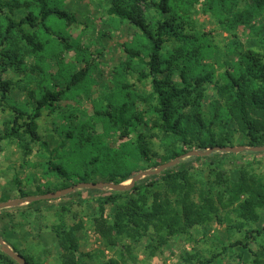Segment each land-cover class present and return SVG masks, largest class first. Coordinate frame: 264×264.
<instances>
[{"label": "trees", "instance_id": "obj_1", "mask_svg": "<svg viewBox=\"0 0 264 264\" xmlns=\"http://www.w3.org/2000/svg\"><path fill=\"white\" fill-rule=\"evenodd\" d=\"M198 1L107 0L106 14L109 18L126 21L140 32L139 45L126 48V52L130 60L135 59L134 70H137L138 80L147 81L149 90L131 92L128 89L133 85L122 82L118 88L123 90L124 96L116 101L113 95L100 98L94 104V113L89 120L77 119L78 115L72 113H58L66 124L59 130L61 142L55 148H50L49 141L39 133L38 120L43 113L57 111L60 99L73 94L83 84L89 66L62 76L64 86L58 89L56 80L59 74L48 73L41 64L39 68H28L24 56L44 52L45 43L38 34H42L40 28L44 33L55 34L52 26L46 24L49 16L64 20L66 26L76 22V17L63 8L61 0H0V109L7 108L11 112V119L3 123L0 140L17 143L24 157L21 166L45 168L43 176L52 174L59 178L61 188L75 184V175L78 178L76 183L96 182L94 179L98 180V175L105 182L119 184L134 176L131 170L133 163H145L153 155L163 164L189 151L233 146V140L237 138L247 146H264V39H261L258 47L245 51L238 50L234 41L230 43L224 54L227 59L222 63L224 71L216 78L214 67L202 63L210 49L206 35L196 31L182 32L188 24L186 11ZM219 1L218 5L215 0H210L209 8L214 11L219 9L224 19L220 20V24L226 26L230 22L231 27L250 23L264 7V0H252L253 10L234 12L238 0H233L230 4L232 7L228 8H220L226 0ZM21 8L26 11L22 17L16 18L11 14L12 10ZM58 37L64 49L72 47L65 43V37ZM173 38L178 42L167 50L165 46ZM236 53L239 61H230ZM124 63L125 67H131L130 62ZM9 71L23 75L18 82L23 81L25 85L18 87L27 92L24 105L12 102L11 93L15 86L12 79L4 75ZM31 82H36V90L29 88ZM212 84L215 97L207 103V88ZM137 103L141 108L137 107ZM25 105L28 108H24ZM92 121L102 123L103 134L92 136L85 132L86 127H93ZM148 124L162 138L173 143L171 148L166 147L164 154L152 151L141 133L140 127ZM110 131L120 140L130 135L135 139L129 145L120 143L117 151L103 139ZM34 145H38L36 152L39 153L41 149L42 153L48 154L45 164L30 163L26 159L32 154ZM64 147H67L69 154L75 153L73 155L81 158L80 164L86 169L83 174L72 171L69 164L59 160L61 156L56 153L57 148ZM219 152L215 150L211 154ZM245 152L256 153L251 150ZM86 156L88 158L84 161ZM203 157L209 156L206 154ZM187 161L188 158L180 159L159 173L143 177L140 183L136 181L131 188L122 192L104 188L112 192L100 196V205L110 204L114 212L110 217L101 214L93 219L94 230L102 241L108 246L121 247L120 236L123 233L138 240L150 225L158 227L162 223L168 236L201 226L211 219V214L218 217L216 211L219 206L225 205V196L229 200L228 205L237 203L239 214L245 220L253 223L261 216L260 210L264 211V176H247L241 171L239 177L231 181L224 177V172L218 171L217 194L213 196L208 191L200 190L195 199ZM15 180L17 183L18 179ZM40 187L38 181L37 189L31 194L18 187L17 197L36 196L53 190ZM85 190L96 189L80 188L69 194H80ZM244 194L246 196L241 201L240 197ZM3 201L5 199H0V202ZM34 203L30 201L25 204L30 207ZM6 209L1 208L0 213ZM81 227V223L67 227L60 214V223L54 227V232L61 250V264H85L79 259L77 233ZM238 228L242 229L243 224H239ZM17 233L13 224L0 225V238L27 264H37L31 255L17 250L14 240L15 236L18 237ZM258 239L260 250L253 251L250 244L257 243ZM263 240L264 218L261 226L244 229L243 237L229 246L246 251L250 256L249 264H264L261 253V249L264 251ZM0 256L8 264H18L1 246ZM213 261L211 257L197 264H212Z\"/></svg>", "mask_w": 264, "mask_h": 264}, {"label": "rangeland", "instance_id": "obj_2", "mask_svg": "<svg viewBox=\"0 0 264 264\" xmlns=\"http://www.w3.org/2000/svg\"><path fill=\"white\" fill-rule=\"evenodd\" d=\"M209 1L199 0L186 11L188 24L185 25L182 32L196 31L206 35L210 49L202 59V63L212 65L216 78H219L224 71L222 63L227 59L224 54L230 43L234 41L238 50L245 51L250 47H258L261 39H264V7L256 13L250 23L236 24L231 27L230 22H227L226 26L220 24V20L223 18L219 14V9L216 11L210 9ZM232 1L226 0L224 6L220 8L232 7L230 5ZM61 2L64 9L75 15L76 22L66 26L64 20L49 16L46 24L52 26L55 34L44 33V30L40 28L39 31L42 34H37L39 39L45 43L44 52L25 55L24 61L28 68L34 66L39 68L43 65L48 73L59 74L60 76L56 80L59 84L58 89L64 86L62 76L81 67L85 68L86 65L89 68L86 71L83 84L76 88L73 94L60 99L57 111L43 113L38 120L39 133L49 141L50 148H55L57 143L61 142L59 130L62 125L66 124L58 113H72L78 115L77 119L89 120V117L94 113V104L100 98H108V95H113L116 101L124 96L123 90L118 88L122 82L133 85L131 89H128L131 92L149 90L147 81L138 80L137 70H134L135 59L131 58L130 60L126 52V48L139 45L141 39L139 30L126 21L120 22L117 18H109L106 14L107 0H61ZM215 2L220 4L219 0H215ZM253 8L252 0H238L234 12L244 9L253 10ZM25 12V9L21 8L12 10L11 14L20 18ZM58 35L65 37V43L71 44L72 47L64 49ZM173 39L172 42L166 44L167 50L176 46L178 41ZM58 42L60 43L59 47ZM259 50L262 52L261 49ZM78 56L79 60H77ZM127 61L131 63V67H125L124 62ZM230 61L238 62V54L236 53ZM4 75L11 78L15 86L11 93L12 102L16 101L18 104L24 105L27 92L18 87L25 85L23 81V83L18 82L23 75L14 74L11 71ZM35 83L31 82L29 88L36 90ZM214 97L215 88L212 84L207 88L206 102L208 103ZM137 107L141 108V105L137 103ZM24 108L28 107L25 105ZM144 118L146 119V117ZM9 119H11L10 110L0 109V132H2L3 123ZM92 123L93 127H86L85 132L92 136L103 134L102 123L100 121H92ZM140 131L145 135L151 150L157 154H164L167 146L170 148L173 146V143L162 138L157 130L152 129L150 124L141 126ZM103 139L108 146L118 151L120 143L124 142L129 145L135 137L130 135L127 139L120 140L110 131ZM233 141V146L236 147H255L243 144L244 142L239 138ZM36 150H38V145H34L32 154L28 155L26 159L30 163L45 164L49 158L48 154L42 153L41 149L39 153ZM245 151L231 152V154L220 151L216 155L209 153V157H203L205 155L201 154H187L188 152L181 154L184 156L180 159L188 158V173L195 190L194 198H198L200 190L208 191L213 196L217 194L219 185L216 181V173L218 171L224 172V177L231 181H235L241 171L247 173V176L263 177L264 151H254L255 154ZM56 153L61 156L59 160L69 164L72 171H78L81 174L85 172V167L80 164L81 158L73 155L75 153L69 154L67 147L57 148ZM23 158V153L17 143L0 140V199L7 201L9 198L17 196L18 187L23 192L31 194L37 189L38 181L42 189L46 187L53 189L52 191L61 189L62 182L59 178L52 174H48L47 177L43 176L45 168L32 165L21 166ZM87 158L88 156L84 161ZM160 165V159L153 155L145 163H133L131 170L135 175L142 171L156 169ZM69 167L67 168L69 169ZM143 177L137 181L140 183ZM96 178H98V180L94 179L96 182L105 181L98 175ZM15 179H18V185ZM73 180L75 183L77 182L76 175ZM129 182L130 180L124 184ZM109 192L112 191L104 188L93 191L85 190L80 194H67L47 201H33L35 203L30 207L25 203H20L14 206L15 209L7 207L8 209L0 213V218H2L0 225L8 223L14 225L18 232V237L14 238L17 250L22 254L31 255L37 264H61V250L54 232V227L60 223V214L67 227L75 223L82 224L77 235L79 259L85 264H197L200 260L211 257L214 260L212 264H249L250 256L246 251L229 245L243 237L244 229L261 226L264 211L260 210L261 216L256 221L249 222L240 216L237 203L228 205L229 200L225 196V205L219 206L216 211L218 217L211 214V219L201 226H194L184 232L168 236L165 224H159L158 227L150 225L138 240L129 238L123 233L120 236L121 247L108 246L94 230L93 219L101 214L105 217L112 216L114 208H111L110 204L102 206L99 202L100 196ZM245 196V194L242 195L240 200L242 201ZM15 210L18 211L14 213ZM241 223L243 228L239 229L238 225ZM225 246L226 249H223ZM260 247L259 239L257 243L250 244L253 251L260 250ZM261 253L264 258L262 249ZM239 254H241L240 258ZM0 264L8 263L0 256Z\"/></svg>", "mask_w": 264, "mask_h": 264}, {"label": "water", "instance_id": "obj_3", "mask_svg": "<svg viewBox=\"0 0 264 264\" xmlns=\"http://www.w3.org/2000/svg\"><path fill=\"white\" fill-rule=\"evenodd\" d=\"M222 151V152H239V151H243V150H251V151H264V146H255V147H246V146H241V147H236V146H214L211 148H208L205 151H191L188 152L187 154H194V155H206L211 153L212 151ZM184 155H179L177 156L175 159L165 162L163 164H161L158 168L153 169V170H146V171H142L139 172L137 174H135L130 182L128 184H124V183H114V182H79V183H75L71 186L65 187V188H61L59 190L56 191H51V192H46L44 194H40V195H36V196H28V197H23V198H16L13 200H7V201H3L0 202V209L1 208H7V207H13L16 206L20 203H28L30 201H37V200H50V199H54V198H59L62 196H65L71 192H73L76 189H80V188H89V189H102V188H109L112 190H116V191H123V190H127L129 188H131L134 183L143 176L146 175H150V174H156L161 172L163 169L170 167L172 165H174L175 163L178 162V160L180 158H182ZM0 246L2 248V250L7 253L8 255H10L12 258H14L19 264H27L24 260V258L18 254L17 252H15L9 245H7L1 238H0Z\"/></svg>", "mask_w": 264, "mask_h": 264}, {"label": "crops", "instance_id": "obj_4", "mask_svg": "<svg viewBox=\"0 0 264 264\" xmlns=\"http://www.w3.org/2000/svg\"><path fill=\"white\" fill-rule=\"evenodd\" d=\"M16 197H17V196H14V197H12V198H13V199H16ZM12 198H9V199H7V200H13ZM14 209H15V208H14ZM17 211H18V210H15L14 213L17 212Z\"/></svg>", "mask_w": 264, "mask_h": 264}]
</instances>
